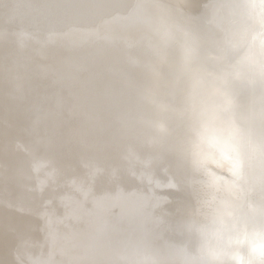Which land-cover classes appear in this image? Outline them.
I'll return each mask as SVG.
<instances>
[{
  "label": "bare ground",
  "instance_id": "1",
  "mask_svg": "<svg viewBox=\"0 0 264 264\" xmlns=\"http://www.w3.org/2000/svg\"><path fill=\"white\" fill-rule=\"evenodd\" d=\"M0 264H264V0H0Z\"/></svg>",
  "mask_w": 264,
  "mask_h": 264
}]
</instances>
